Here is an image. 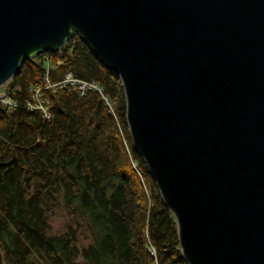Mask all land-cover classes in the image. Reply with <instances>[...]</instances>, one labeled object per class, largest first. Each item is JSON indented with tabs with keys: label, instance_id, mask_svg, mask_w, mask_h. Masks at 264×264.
<instances>
[{
	"label": "water",
	"instance_id": "1",
	"mask_svg": "<svg viewBox=\"0 0 264 264\" xmlns=\"http://www.w3.org/2000/svg\"><path fill=\"white\" fill-rule=\"evenodd\" d=\"M77 33L119 77L187 264H264V0H0V86Z\"/></svg>",
	"mask_w": 264,
	"mask_h": 264
},
{
	"label": "trees",
	"instance_id": "2",
	"mask_svg": "<svg viewBox=\"0 0 264 264\" xmlns=\"http://www.w3.org/2000/svg\"><path fill=\"white\" fill-rule=\"evenodd\" d=\"M71 72L97 92L46 91L50 118L29 112L30 87ZM3 87L21 105L0 104V264H187L177 223L126 122L118 75L77 33L56 51L25 59ZM63 213L60 232L51 216ZM155 250V256L149 252Z\"/></svg>",
	"mask_w": 264,
	"mask_h": 264
},
{
	"label": "built area",
	"instance_id": "3",
	"mask_svg": "<svg viewBox=\"0 0 264 264\" xmlns=\"http://www.w3.org/2000/svg\"><path fill=\"white\" fill-rule=\"evenodd\" d=\"M67 86L70 89L78 92L80 95H85L89 91L97 92L104 104L109 108V111L112 112L111 101L107 96L104 95L103 89L99 84L94 81L77 78L71 72L65 73L61 80L51 83L48 79V73L46 71L43 77L42 86L33 85L30 87V99L27 101L25 106L22 107L27 108L29 112L39 110L41 111L44 119H49V102L43 94V91L49 90L51 92H55L57 90L64 89ZM10 92L12 91L8 88L0 87V104L10 110L21 107V105L10 96ZM149 252L155 256V250L152 247H149ZM154 264L157 263L155 262Z\"/></svg>",
	"mask_w": 264,
	"mask_h": 264
},
{
	"label": "rangeland",
	"instance_id": "4",
	"mask_svg": "<svg viewBox=\"0 0 264 264\" xmlns=\"http://www.w3.org/2000/svg\"><path fill=\"white\" fill-rule=\"evenodd\" d=\"M50 221L52 223V233L60 232L62 229V223L64 221L63 213L56 212L53 216H51Z\"/></svg>",
	"mask_w": 264,
	"mask_h": 264
},
{
	"label": "bare ground",
	"instance_id": "5",
	"mask_svg": "<svg viewBox=\"0 0 264 264\" xmlns=\"http://www.w3.org/2000/svg\"><path fill=\"white\" fill-rule=\"evenodd\" d=\"M44 52H45V51H44ZM44 52H42V53H44ZM42 53H40V54H42ZM37 55H38V54H37ZM13 77H14V76H13ZM5 84H6V83H5ZM5 84H4V85H5ZM4 85H2V86H0V87H3ZM40 85L42 86V84H40ZM65 89H69V87L67 86V87L64 88V90H65ZM46 91H48V90H44V91H43V94H44V95H46Z\"/></svg>",
	"mask_w": 264,
	"mask_h": 264
}]
</instances>
